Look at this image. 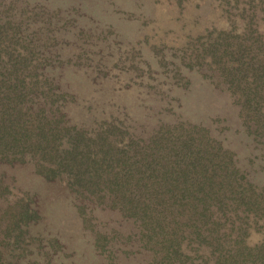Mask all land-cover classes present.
<instances>
[{"label": "rangeland", "instance_id": "obj_1", "mask_svg": "<svg viewBox=\"0 0 264 264\" xmlns=\"http://www.w3.org/2000/svg\"><path fill=\"white\" fill-rule=\"evenodd\" d=\"M8 3L0 16L21 19L9 47L49 68L70 125L111 120L138 137L162 124H196L233 152L244 181L264 186V124H245L213 69L186 57L218 32L264 36V0H0V8ZM17 201L30 212L20 225L10 205ZM8 205L0 264H230L229 245L264 247V214L234 221L241 237L216 214V240L185 235L180 254L162 257L142 238L140 220L77 198L29 160L0 162V212ZM233 264H264V249Z\"/></svg>", "mask_w": 264, "mask_h": 264}, {"label": "trees", "instance_id": "obj_2", "mask_svg": "<svg viewBox=\"0 0 264 264\" xmlns=\"http://www.w3.org/2000/svg\"><path fill=\"white\" fill-rule=\"evenodd\" d=\"M19 27L18 13L0 16V162L29 160L35 173L64 181L77 198L140 220L142 238L162 257L180 254L185 235L216 240V214L230 220L229 229L236 227L240 237L245 229L234 221L264 214V186L244 181L233 152L204 127L175 122L137 137L111 120L90 130L70 125L65 94L49 68L25 62L29 52L22 47H9L10 30ZM252 34L218 32L186 57L212 68L241 120L257 126L264 124V36ZM10 205L20 225L30 212L20 201ZM8 209L0 212V221ZM230 247L224 253L230 264L244 256L257 259L264 249L262 244Z\"/></svg>", "mask_w": 264, "mask_h": 264}]
</instances>
